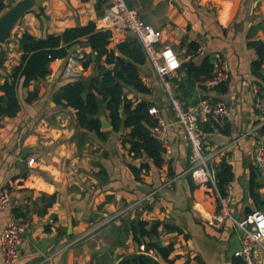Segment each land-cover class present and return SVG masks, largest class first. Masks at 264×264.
Masks as SVG:
<instances>
[{"label":"crops","instance_id":"crops-1","mask_svg":"<svg viewBox=\"0 0 264 264\" xmlns=\"http://www.w3.org/2000/svg\"><path fill=\"white\" fill-rule=\"evenodd\" d=\"M1 1H12V5L16 0ZM125 1L143 21L161 30V43L176 51L180 66L190 59L199 64L206 55L212 62L215 52L225 57L229 70L225 89L193 91V100L223 101L227 108L224 121L218 123L221 129L200 131L209 142L228 144L226 154L212 162V169L215 173L223 157L232 167L233 178L228 183L232 216L243 219L253 211H264V176L254 168L256 147L264 143L263 117L254 106V84L262 80L251 71L257 55L249 46L253 39L264 41V0ZM104 8V0H39L21 17L10 39L0 44V85L20 62L18 38L23 32L43 37L89 21L107 28L102 20ZM109 29L111 47L130 35ZM191 42L197 45L194 51L188 49ZM75 46L73 53H90L86 45ZM73 53L51 63L50 74L37 82L35 101L25 103L27 88L19 86L21 110L0 122V188L10 193L9 205L0 211V234L9 222L24 226L19 260L12 264H117L134 254L138 259L141 254L149 257L150 263L143 260L146 264H169L152 250L141 251L130 233L125 238L120 235L121 227L140 218L148 222V230L153 221L160 222L153 240L161 246L172 245L171 264H244L233 256L242 247V231L228 218L210 223L218 211V197L210 185L192 179L188 141L151 64L146 60L140 66L149 93L128 90V96L157 107L167 142L163 164L155 167L144 157L141 161H148L150 169L142 171L137 180L128 166L139 165L140 159H132L121 144L126 130L113 132L110 126L105 129L107 139L100 140L77 126L72 108L53 103L52 94L61 84L95 72L93 64L86 72L82 61L76 60L79 75L66 77ZM180 68L177 78L185 73ZM187 101L191 103V98ZM208 121L214 120L201 123ZM30 156L35 157L32 164L27 162ZM253 171L257 172V199L250 190ZM219 192L224 195L225 189ZM127 205L134 207L128 210ZM119 212L117 219L106 221L105 214ZM166 225L180 232L167 230ZM39 241L45 242L43 251L35 245ZM0 264H5L1 251Z\"/></svg>","mask_w":264,"mask_h":264},{"label":"trees","instance_id":"trees-1","mask_svg":"<svg viewBox=\"0 0 264 264\" xmlns=\"http://www.w3.org/2000/svg\"><path fill=\"white\" fill-rule=\"evenodd\" d=\"M11 3L12 1L5 4L0 0V11L9 7ZM111 37L110 29L98 28L93 21L66 28L59 34H46L43 37H35L27 31L23 32L18 38L20 62L5 76L0 85V122L5 117L15 116L21 110L17 93L19 86L27 88L25 103L35 101L39 97L37 82L50 74L51 63L66 58L70 47L86 45L90 48V53H83L85 58L82 67L86 70L93 64L95 72L86 77L79 75L77 78L67 80L53 92L51 98L57 106L72 108L77 126L86 133L95 134L100 140L107 139V131L101 130V113L110 123L113 132L126 130L121 136V144L132 159H140L139 165L128 166L134 173L135 179L139 180L140 173L148 172L150 169V163L141 160L146 157L155 167H160L164 162L162 155L164 148L151 135V130L156 124V118L149 112L152 103L128 96V90L141 94L149 93V88L140 75V66L146 61L142 44L136 37L129 35L111 47ZM249 46L257 55L251 63V71L263 82L257 83L264 86V41L253 39L249 42ZM196 48V43L188 44L189 51H194ZM179 68L185 73L182 78L175 77L172 80L174 94L184 105L195 104L199 99L193 100V91L203 90L202 82L211 75L210 56L206 55L199 64L190 59L183 62ZM224 83L215 88L221 86L220 90L223 91ZM190 98L191 103H188L187 99ZM199 128L204 132L221 129L215 121L200 122ZM254 168L257 172L261 171L257 165ZM257 172L253 171L250 182L251 195L256 199L258 198L255 192L258 186L255 182ZM232 178V167L223 157L215 171L217 188L223 192L224 185ZM147 225L148 222L140 218L130 222L127 228L120 226L122 229L119 233L123 238L126 237V232L130 233L138 247L144 245L145 250H152L161 260L171 264L168 256L173 250L172 245L161 246L153 240L158 234L160 222L153 221L149 230L146 228ZM165 228L180 232L175 226L166 225ZM140 256L144 261L151 262L146 255ZM117 264H140V262L138 255L134 254L123 257ZM153 264L158 263L153 262Z\"/></svg>","mask_w":264,"mask_h":264},{"label":"built area","instance_id":"built-area-1","mask_svg":"<svg viewBox=\"0 0 264 264\" xmlns=\"http://www.w3.org/2000/svg\"><path fill=\"white\" fill-rule=\"evenodd\" d=\"M105 8L102 13L104 26L118 28L136 37L142 44L146 60L151 64L157 75L161 87L171 105L173 117L183 129L189 146V172L193 180L198 183L208 184L218 197V211L213 215L210 223H219L224 219H231L236 228L242 231V247L233 252V256L240 258L244 264H264V211L256 210L246 215L243 219H236L230 213V196L232 187L224 185L225 194L222 195L216 184L212 162L217 157L224 156L228 144L224 141L209 142L201 134L199 123L211 118L216 123H223L227 108L223 101L212 100L209 97L201 98L197 103L184 105L174 94L172 80L176 77L180 66V59L176 51L170 46L161 43V30L155 29L143 21L132 10L125 0H104ZM204 47V46H202ZM84 54L73 53L65 68L66 77H77L74 65L76 60L83 61ZM229 77L228 64L225 57L215 52L212 61V71L209 78L202 82L205 89H212ZM254 106L263 117L264 123V86L254 84ZM150 114L156 118V124L151 130V135L164 147L166 145L165 124L158 115L156 106L149 108ZM35 157L30 156L28 164H32ZM255 161L264 176V143L256 147ZM170 182V181H169ZM168 182V183H169ZM143 197L139 204H142ZM10 203V193L5 187L0 188V211ZM134 206L129 207L128 210ZM126 208V209H127ZM121 212L113 216L105 214L106 221L117 219ZM24 226L9 222L0 234L1 259L5 264H12L19 260V247L23 240ZM144 250V246H140Z\"/></svg>","mask_w":264,"mask_h":264},{"label":"water","instance_id":"water-1","mask_svg":"<svg viewBox=\"0 0 264 264\" xmlns=\"http://www.w3.org/2000/svg\"><path fill=\"white\" fill-rule=\"evenodd\" d=\"M39 0H16L12 5L0 11V44H5L11 37L12 30L19 23L21 17L28 11L33 10ZM76 46L69 48L73 53ZM92 60L94 56L92 55ZM110 123L104 116H101V129H109ZM41 251L44 249L45 242L39 241L35 244ZM140 264H146L143 259H139Z\"/></svg>","mask_w":264,"mask_h":264},{"label":"rangeland","instance_id":"rangeland-1","mask_svg":"<svg viewBox=\"0 0 264 264\" xmlns=\"http://www.w3.org/2000/svg\"><path fill=\"white\" fill-rule=\"evenodd\" d=\"M86 72H87V69H86ZM64 77H65V76H64ZM97 257L102 258L101 256H97Z\"/></svg>","mask_w":264,"mask_h":264}]
</instances>
